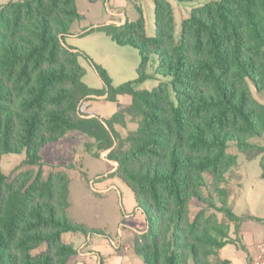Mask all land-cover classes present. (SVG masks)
<instances>
[{"label": "trees", "instance_id": "obj_1", "mask_svg": "<svg viewBox=\"0 0 264 264\" xmlns=\"http://www.w3.org/2000/svg\"><path fill=\"white\" fill-rule=\"evenodd\" d=\"M153 1L152 37L140 11L135 22L96 28L141 55L137 78L116 87L94 64L101 89L83 82L78 58H90L64 41L81 19L75 0L0 6V161L3 154L25 151L18 167L26 168L6 175L0 167V264H75L78 252L62 235L101 233L68 216L70 177L46 170L39 155L70 131L83 132L117 162L113 174L148 222L134 244L144 264H231L219 255L239 243L229 231L241 222L225 185L238 158L229 148L250 158L261 154L264 164V145L255 141L264 134V103L252 91L264 93V0L196 7L183 19L178 40L171 4ZM151 55L164 80L151 90L136 89L150 77ZM104 94L108 101L119 95L131 101L108 119L91 115L83 100ZM127 116L136 128L121 136L116 125Z\"/></svg>", "mask_w": 264, "mask_h": 264}, {"label": "rangeland", "instance_id": "obj_2", "mask_svg": "<svg viewBox=\"0 0 264 264\" xmlns=\"http://www.w3.org/2000/svg\"><path fill=\"white\" fill-rule=\"evenodd\" d=\"M10 0H0V6ZM174 12L176 40L181 35L183 19L189 17L192 9L202 6L214 0H198L194 2H179L168 0ZM81 19L75 21L70 32H81L89 29L93 24L100 26L127 20L135 22L142 13L145 23V32L149 37L155 34L154 1L153 0H75ZM140 11V12H139ZM98 28V27H97ZM95 29L94 31H90ZM87 34L80 37L65 36L67 43H78L79 50L90 58L81 55L78 58L80 65L85 69L83 82L90 88L101 89L104 83L100 78L94 64L102 67L111 79L113 86H119L125 82L135 80L138 76L137 68L141 62L140 52L131 46H121L114 42L103 31L90 28ZM157 59L155 55L149 57L146 72L150 76L145 81L138 83L136 89L151 90L164 78L155 74ZM258 101L264 103V93H257L252 89ZM98 99H84L90 111L95 112L104 119L110 118L119 105H128L122 100L117 102L105 99L106 94L97 96ZM121 136H126L136 128L134 118L127 116L123 120L122 128L116 125ZM255 141L264 145V134L255 138ZM94 140L80 131H70L56 142L48 143L39 150V155L45 163L46 170H63L70 177L68 216L77 223L83 224L88 229H108L109 237L118 240V223L122 220L129 222V218L123 217V208L119 191H122L123 204L128 206V199H135L131 190L113 173L117 168V162L107 159L108 150L99 151L93 145ZM90 145V147H88ZM230 152L237 153V166L227 174V183L230 190V205L233 212L241 218V221H254L264 223V164L261 165V154L248 157L245 153H238L234 145ZM25 158V151L21 154H3L0 167L4 174L11 175L18 169ZM26 169L21 167L20 170ZM104 189V190H102ZM119 189V191H118ZM208 189L206 194H208ZM229 197V198H230ZM228 198V200H229ZM128 208V207H127ZM199 206L194 202L192 210L197 211ZM222 221H226L222 214H218ZM93 240H102L101 235L90 233ZM85 238L82 233H64L63 241L78 244V238ZM135 234L128 228H124L122 241L129 246V255L136 254L134 249ZM92 243V242H91ZM89 243V245L91 244ZM42 246L40 250H44ZM124 247H122L123 250ZM38 250L37 252H39ZM137 255V254H136ZM142 260V259H141ZM77 262V260H76ZM75 262V264H76Z\"/></svg>", "mask_w": 264, "mask_h": 264}, {"label": "crops", "instance_id": "obj_3", "mask_svg": "<svg viewBox=\"0 0 264 264\" xmlns=\"http://www.w3.org/2000/svg\"><path fill=\"white\" fill-rule=\"evenodd\" d=\"M125 21L126 20H124V22ZM124 22L118 21L114 24L120 25ZM90 26V28H97L100 25L93 24ZM90 28H84L81 30V32L69 31V34H67L66 36L80 37L84 34H87ZM65 43L68 46L74 47L79 50L80 45L78 43ZM80 51L84 52L82 49H80ZM91 98L98 99L97 96H93ZM117 100H122L124 103L129 104L131 98L128 95H119L117 97ZM88 111H90L89 108ZM90 112L91 115L96 114L93 111ZM119 194L121 197V205L123 208V217L129 218V222L125 223V221L121 220L118 223V240L114 241L111 239H107L110 235L108 229L102 231L101 233H96V235H101L103 237L101 241H92L93 237L90 233L87 234L85 238H78V236H75L78 238V245L75 246L72 242L71 244L74 245L78 252L76 264H144L138 255H129L128 253H126L130 250V247L124 245L122 238L124 235V228H128L136 236L138 234L144 233L147 230L148 222L142 210L137 207L136 201L132 204V198H129L127 208L123 204L122 191H119ZM231 198L232 197L229 198V204ZM229 235L232 238L238 239L239 243L237 245L228 244L224 246L219 251L220 257L222 259L229 260L231 264H250V257L253 255L256 245L264 239V223L254 221H241L238 227H235L233 224H231ZM89 243L91 244L89 245ZM122 247H124L123 250Z\"/></svg>", "mask_w": 264, "mask_h": 264}, {"label": "built area", "instance_id": "obj_4", "mask_svg": "<svg viewBox=\"0 0 264 264\" xmlns=\"http://www.w3.org/2000/svg\"><path fill=\"white\" fill-rule=\"evenodd\" d=\"M250 264H264V239L256 245Z\"/></svg>", "mask_w": 264, "mask_h": 264}]
</instances>
